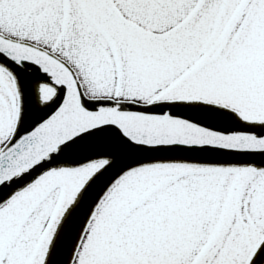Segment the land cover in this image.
<instances>
[{"label":"snow or ice","instance_id":"6c2138e0","mask_svg":"<svg viewBox=\"0 0 264 264\" xmlns=\"http://www.w3.org/2000/svg\"><path fill=\"white\" fill-rule=\"evenodd\" d=\"M0 264H264V0H0Z\"/></svg>","mask_w":264,"mask_h":264}]
</instances>
